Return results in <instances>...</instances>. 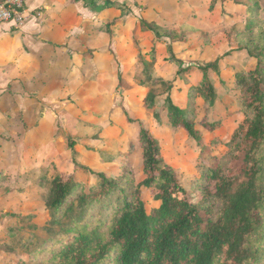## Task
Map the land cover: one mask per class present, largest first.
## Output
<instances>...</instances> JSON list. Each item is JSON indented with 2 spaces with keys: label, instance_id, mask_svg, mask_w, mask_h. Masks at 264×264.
<instances>
[{
  "label": "rangeland",
  "instance_id": "374dc122",
  "mask_svg": "<svg viewBox=\"0 0 264 264\" xmlns=\"http://www.w3.org/2000/svg\"><path fill=\"white\" fill-rule=\"evenodd\" d=\"M246 1L258 2L256 20H264V0ZM61 2V15L31 11L40 32L30 38L19 26L0 38V264H41L30 254L48 249L59 231H51L55 212L45 205L55 177H73L87 189L98 179L90 171L110 178L129 174L137 186L145 179L143 126L197 202L209 164L226 156L245 120L236 75L257 66L237 39L250 33L248 6L235 0L220 1L213 10L212 0ZM143 22L157 32L143 30ZM169 47L184 68L218 60L219 72L210 73L217 92L212 107L200 98L190 104L202 74L195 68L178 76L180 64ZM167 83L173 101L194 111L204 151L168 124ZM150 90L157 94L153 110L143 108ZM203 120L220 125L211 132ZM204 185L214 191L213 181ZM155 195L142 188L148 212L158 207Z\"/></svg>",
  "mask_w": 264,
  "mask_h": 264
},
{
  "label": "trees",
  "instance_id": "16d2710c",
  "mask_svg": "<svg viewBox=\"0 0 264 264\" xmlns=\"http://www.w3.org/2000/svg\"><path fill=\"white\" fill-rule=\"evenodd\" d=\"M220 1L226 0H212L210 9ZM235 2L248 6L253 19L246 28L250 33L240 34L248 36L246 41L240 35L237 39L257 66L236 75L245 120L234 131L226 156L217 162L211 159L208 174L197 188L202 198L189 199L177 170L163 158L160 142L142 126L144 181L135 186L129 174L110 178L90 171L97 184L86 189L73 177H55L45 205L55 212L51 231L56 227L59 231L53 233L48 249L30 256L41 264H264V20H256L261 9L257 1ZM141 26L145 31L158 29L147 22ZM169 52L180 64L172 47ZM195 68L202 80L191 89L190 104L200 98L212 107L217 92L210 73L219 72L218 60L198 67L180 64L178 76ZM172 89L167 83L168 124L182 128L204 151L194 111L189 110L190 104L177 105ZM156 102L157 94L150 90L143 108L153 110ZM219 125L202 121L211 132ZM208 181L215 183L214 191L204 185ZM142 188L156 191L159 204L151 212Z\"/></svg>",
  "mask_w": 264,
  "mask_h": 264
},
{
  "label": "crops",
  "instance_id": "0c3cea01",
  "mask_svg": "<svg viewBox=\"0 0 264 264\" xmlns=\"http://www.w3.org/2000/svg\"><path fill=\"white\" fill-rule=\"evenodd\" d=\"M3 0H0V3H2ZM39 8H45L46 10V16H53L58 14L60 12L61 15V11L64 8L63 2H61V0H29L27 3V20L18 26H13L10 24H2L0 25V38H2V36L7 35L9 29H13L15 27H18L17 29H19V33L20 34H24L25 38H30V35H35L37 32H40L39 29V24L38 22H36V19H33L31 17V14L34 10H37ZM44 20V18H43ZM43 20H40V22H43ZM13 27V28H11ZM16 29V28H15ZM41 37V35H40ZM35 45V44H34ZM50 45L48 44L47 47H49ZM52 47V46H50ZM5 55L10 56V52L9 49H7V51L5 52ZM3 58V57H2ZM0 58V59H2ZM1 79V78H0Z\"/></svg>",
  "mask_w": 264,
  "mask_h": 264
},
{
  "label": "built area",
  "instance_id": "2783aa9c",
  "mask_svg": "<svg viewBox=\"0 0 264 264\" xmlns=\"http://www.w3.org/2000/svg\"><path fill=\"white\" fill-rule=\"evenodd\" d=\"M29 0H4L0 3V25L20 26L27 20Z\"/></svg>",
  "mask_w": 264,
  "mask_h": 264
}]
</instances>
